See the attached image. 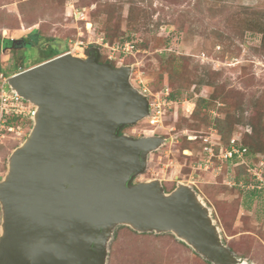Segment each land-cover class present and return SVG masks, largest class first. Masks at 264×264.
<instances>
[{"label":"rangeland","instance_id":"1","mask_svg":"<svg viewBox=\"0 0 264 264\" xmlns=\"http://www.w3.org/2000/svg\"><path fill=\"white\" fill-rule=\"evenodd\" d=\"M263 26L264 0H0L1 39L30 40L35 49L53 46L60 56L83 59L97 48L100 62L132 68L131 85L145 89L160 114L156 124L149 117L124 135L165 140L135 183L157 180L166 194L178 184L193 188L221 243L233 250L234 264H264V187L256 180L264 151L249 156L247 148L252 170L246 171L220 158L227 139L264 136ZM15 56L0 49V75L7 80L19 74ZM33 58L23 53L24 65ZM228 116L233 128L222 139L216 122ZM30 127L20 140L1 143L0 178ZM1 226L0 209V236ZM204 259L172 234L119 226L106 264H207Z\"/></svg>","mask_w":264,"mask_h":264},{"label":"water","instance_id":"2","mask_svg":"<svg viewBox=\"0 0 264 264\" xmlns=\"http://www.w3.org/2000/svg\"><path fill=\"white\" fill-rule=\"evenodd\" d=\"M70 54L9 78L5 92L35 109L0 180V264H106L119 226L172 234L212 264H234L193 188L135 183L165 140L120 135L150 117L132 68Z\"/></svg>","mask_w":264,"mask_h":264},{"label":"built area","instance_id":"3","mask_svg":"<svg viewBox=\"0 0 264 264\" xmlns=\"http://www.w3.org/2000/svg\"><path fill=\"white\" fill-rule=\"evenodd\" d=\"M109 62L112 61V58L109 57ZM7 79L4 78V76L0 75V145L4 141L7 140H20L21 134L23 132L22 127H14L8 122H11L13 120H20V122H23L25 120H29L31 122L32 118L35 116V109L27 102H25L19 95L11 93V92H5L4 87L7 84ZM139 85H141V82H139ZM139 88V87H138ZM141 93L147 94V91L145 89L140 90ZM171 104V101L170 103ZM155 104L150 103V110H151V121L150 124L154 125L157 123L158 115L160 114L159 111H154ZM159 108V106H156ZM240 139L233 138L227 149L224 151L220 148V158H222V155L224 154V160L226 162H231L232 164H236L235 166L244 165L247 168L250 167L251 164H248V161H246L247 157V150L240 147ZM221 147V146H220ZM215 158V156H211L210 159ZM208 161L207 163H209ZM247 163V164H246ZM261 166L264 165V161H261ZM254 169V168H253ZM250 172V170H249ZM257 173H260L257 180V183H259V188L264 187V181L262 177H264L263 171H258ZM3 178V177H2ZM0 178V180L2 179ZM233 185V183L229 184Z\"/></svg>","mask_w":264,"mask_h":264},{"label":"trees","instance_id":"4","mask_svg":"<svg viewBox=\"0 0 264 264\" xmlns=\"http://www.w3.org/2000/svg\"><path fill=\"white\" fill-rule=\"evenodd\" d=\"M258 33H260L262 35V42H261V48H264V26L263 27H259L258 29ZM51 42V41H49ZM36 45V44H35ZM6 49V50H10L13 51L14 53H16L15 59H14V71H16V73H22L25 72L35 66H38L40 64H43L47 61L53 60L57 57H59L61 55V52L59 51V49L52 47L49 48H45V46L43 45L42 47L35 49L34 48V43H31L30 40H9V39H1L0 38V49ZM23 53L27 54H34V56H36L37 58H33V61H31L30 64L28 65H24L23 63ZM1 66H0V72H1ZM15 73V74H16ZM170 100L176 101L177 100V95L175 94H171ZM176 114V113H175ZM8 124L14 126V127H22L23 129L27 128L30 126V121L29 120H25L23 122H20V120H13L11 122H8ZM217 124V131L218 133L222 136V139L225 138L227 139V137H230L231 134V130L233 128V122L231 121V119L227 118V120L221 121L219 120L218 122H216ZM128 129V128H127ZM256 135H252V133H247L244 135L243 137V141L240 143V147L244 148L249 152L248 155H257L258 153H260L261 151H264V141L261 139L262 135H257V131L255 132ZM255 136H261L260 140L258 138V143H256V139ZM230 139H227V144L229 145L230 143ZM248 148V149H247ZM186 155L188 154L187 152L185 153ZM233 167H236L235 165ZM240 167V169H243L246 171V167L244 165L242 166H238ZM238 182L237 179H234ZM229 250L231 251V253L233 254V250L231 248H229ZM205 260V259H204ZM205 262L207 264H212L209 261L205 260Z\"/></svg>","mask_w":264,"mask_h":264},{"label":"flooded vegetation","instance_id":"5","mask_svg":"<svg viewBox=\"0 0 264 264\" xmlns=\"http://www.w3.org/2000/svg\"><path fill=\"white\" fill-rule=\"evenodd\" d=\"M100 63L104 64L103 62H100ZM126 129H127V127L123 128V129L121 130V132H120V135H123V134H124V131H125Z\"/></svg>","mask_w":264,"mask_h":264},{"label":"clouds","instance_id":"6","mask_svg":"<svg viewBox=\"0 0 264 264\" xmlns=\"http://www.w3.org/2000/svg\"><path fill=\"white\" fill-rule=\"evenodd\" d=\"M31 125V124H30Z\"/></svg>","mask_w":264,"mask_h":264}]
</instances>
